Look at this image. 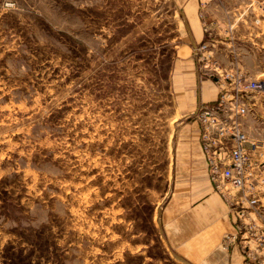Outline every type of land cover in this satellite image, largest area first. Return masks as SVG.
Wrapping results in <instances>:
<instances>
[{
	"label": "rangeland",
	"instance_id": "374dc122",
	"mask_svg": "<svg viewBox=\"0 0 264 264\" xmlns=\"http://www.w3.org/2000/svg\"><path fill=\"white\" fill-rule=\"evenodd\" d=\"M262 2L0 0V264H184L159 215L189 84L214 61L264 79ZM244 96L264 159V91ZM248 237L231 246L264 264Z\"/></svg>",
	"mask_w": 264,
	"mask_h": 264
},
{
	"label": "built area",
	"instance_id": "2783aa9c",
	"mask_svg": "<svg viewBox=\"0 0 264 264\" xmlns=\"http://www.w3.org/2000/svg\"><path fill=\"white\" fill-rule=\"evenodd\" d=\"M258 9L264 18V2ZM206 47L202 44L197 49ZM214 66L215 74L209 76L215 78L217 97L211 103L199 105L192 116L199 131L207 178L235 221L236 232L224 236V246L232 245L237 233L241 237L252 236L245 242L254 240L256 244H263L264 234L256 232L250 222L251 215L256 216L264 208V196H256L258 189L264 193V159L255 154L260 145L249 138L242 121L251 104L244 94L263 92L264 79L234 75L221 69L215 61Z\"/></svg>",
	"mask_w": 264,
	"mask_h": 264
},
{
	"label": "crops",
	"instance_id": "0c3cea01",
	"mask_svg": "<svg viewBox=\"0 0 264 264\" xmlns=\"http://www.w3.org/2000/svg\"><path fill=\"white\" fill-rule=\"evenodd\" d=\"M200 1L179 0L183 15L189 17L187 5L192 4L197 16ZM195 83L189 84L190 112L193 107L211 103L218 94V88L209 79L199 80L197 88ZM195 124L188 125L177 142L170 190L159 215L163 241L184 264H246L236 246H224V236L236 232L235 221L207 178ZM262 213L256 215L257 224Z\"/></svg>",
	"mask_w": 264,
	"mask_h": 264
}]
</instances>
